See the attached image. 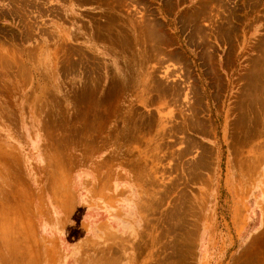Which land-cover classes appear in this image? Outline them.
Segmentation results:
<instances>
[{"label": "rangeland", "instance_id": "1", "mask_svg": "<svg viewBox=\"0 0 264 264\" xmlns=\"http://www.w3.org/2000/svg\"><path fill=\"white\" fill-rule=\"evenodd\" d=\"M263 211L264 0H0V264H260Z\"/></svg>", "mask_w": 264, "mask_h": 264}, {"label": "crops", "instance_id": "2", "mask_svg": "<svg viewBox=\"0 0 264 264\" xmlns=\"http://www.w3.org/2000/svg\"><path fill=\"white\" fill-rule=\"evenodd\" d=\"M251 220L252 221L256 220V222H260L261 227H264V211H263V219H251ZM255 224H257V223H255ZM256 234H258V235H260V237L264 238V232H257ZM260 264H264V260L261 261Z\"/></svg>", "mask_w": 264, "mask_h": 264}]
</instances>
